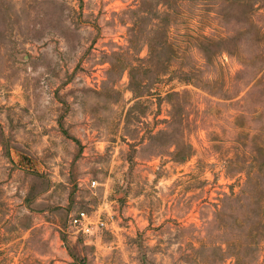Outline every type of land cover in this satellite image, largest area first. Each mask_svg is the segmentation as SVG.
<instances>
[{"label":"rangeland","instance_id":"1","mask_svg":"<svg viewBox=\"0 0 264 264\" xmlns=\"http://www.w3.org/2000/svg\"><path fill=\"white\" fill-rule=\"evenodd\" d=\"M0 264H264V0H0Z\"/></svg>","mask_w":264,"mask_h":264},{"label":"built area","instance_id":"2","mask_svg":"<svg viewBox=\"0 0 264 264\" xmlns=\"http://www.w3.org/2000/svg\"><path fill=\"white\" fill-rule=\"evenodd\" d=\"M72 224L79 232H83L84 234H89L96 228H100L105 225L104 222L100 220L98 222L92 221V218L86 212H80L76 217H74L72 219Z\"/></svg>","mask_w":264,"mask_h":264}]
</instances>
